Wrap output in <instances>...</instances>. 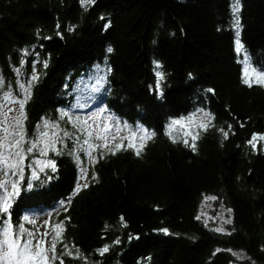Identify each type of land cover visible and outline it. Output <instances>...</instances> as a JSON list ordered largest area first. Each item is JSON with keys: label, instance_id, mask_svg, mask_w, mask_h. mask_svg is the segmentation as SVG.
<instances>
[{"label": "trees", "instance_id": "trees-1", "mask_svg": "<svg viewBox=\"0 0 264 264\" xmlns=\"http://www.w3.org/2000/svg\"><path fill=\"white\" fill-rule=\"evenodd\" d=\"M232 6L233 0H95L85 7L80 0H0L1 73L13 77L24 61V78L33 66L37 76L29 77L27 133L43 120L59 125L58 133L64 127L73 133L70 142L56 144L60 154L48 151L55 170L37 166L38 179H29L35 156H27L9 210L13 225L38 229L39 237L47 231L50 247L52 227L62 223L56 252L64 264H264L258 137L264 136V84L243 83L241 61L245 53L264 72V0H240L239 54ZM100 68L102 87L83 95L80 84ZM100 109L102 116L84 125V114ZM198 110L211 119L194 134L193 151V139L170 134L168 126ZM75 122L87 130L78 131ZM98 124L114 126L107 139L120 131V150L96 139ZM141 129L153 135L136 144L132 133L142 138ZM128 136L143 145L139 156L127 147ZM84 139L108 148L89 149ZM206 194L231 210L228 232L197 219Z\"/></svg>", "mask_w": 264, "mask_h": 264}, {"label": "snow or ice", "instance_id": "snow-or-ice-1", "mask_svg": "<svg viewBox=\"0 0 264 264\" xmlns=\"http://www.w3.org/2000/svg\"><path fill=\"white\" fill-rule=\"evenodd\" d=\"M95 0H80L81 7H85L86 5H90L94 3ZM240 0H233V6H232V15H233V27L235 28V46H236V52L239 54L243 50V45L240 42ZM108 51H111L109 48ZM241 62V61H238ZM244 64V72H243V79L242 82L247 84L249 87L252 86L250 82V78L255 75V82L264 84V72H255L253 69L251 72L249 71V62L247 57L242 61ZM47 67V63L44 65ZM161 66L159 63H156V76L157 80L163 79V74L158 71V69ZM19 72V69L16 70ZM37 79V76L35 73L32 76V81H35ZM3 87V80L0 78V88ZM19 87L23 90L25 99L17 100L15 99L10 92H3L2 95H0V175L3 177H8L9 174L12 176H18V180L16 181H8L7 179L0 180V264H52L53 261L59 260V264H64V260L60 259L56 252L57 243L61 242V236L63 233V224L58 223L52 227V231L55 232V235L52 236L50 243V247H46V238L48 237L49 233L46 231L41 234L40 239H36V234L34 232L28 231L23 224L13 225L11 220V214H10V208H11V201L12 198L15 195L19 194V180H22L24 177V161L27 158L28 155H30L33 150L39 151V154L41 156H47L48 151H57L56 144L63 143V138L58 135L59 125L50 124L47 120L43 123V129L44 131L40 130V126H37V135L34 139L26 140V134L23 127V120L25 119L24 116V105L26 103V100L28 97H30V88H31V82H28L27 87L21 83ZM157 87H159V83H157ZM208 91H211L209 89ZM9 103L19 104V114L10 117L9 113L13 111L12 108H7L5 110V107ZM105 109H100L96 114H94L96 117L102 116ZM68 113L64 112L61 115V119L64 118V116H67ZM205 115H209L205 113ZM187 119L189 122L193 120L192 116H189L187 118H181L177 120H172L170 125L168 126L169 132L171 131V128L173 125H182L184 120ZM211 117H209L210 122ZM71 122V121H70ZM118 123V122H117ZM84 125H87V121L84 122ZM202 128H206L207 124L201 123L199 125ZM73 127L76 128L80 132H84L87 129L80 125L79 122L73 123ZM98 131L96 132V139L97 140H104L107 141V133L109 131V126L107 124L96 125L95 126ZM103 127V135L101 134V129ZM127 127V125H125ZM49 129H52L51 134L49 133ZM141 131L144 132V136L142 139H151L152 133L147 132L146 130L141 129ZM92 132L88 131L87 135L88 137L92 136ZM168 134V133H166ZM187 135V133H186ZM225 138H227L228 133H224ZM72 133L65 131L63 132V137H71ZM132 136L135 137L136 133L133 132ZM197 136H193V143L191 145L193 151H195V140L197 139ZM115 139V137H113ZM257 137L254 135L252 140L249 141L250 144H252L253 147H255V144L253 141H255ZM260 139H264V137H260ZM77 142L79 141V137H76ZM177 142L175 139H173V143ZM27 143L28 147L25 149L24 145ZM84 144L88 145L89 149H95L97 147L102 148H108L107 142L100 144V145H93L89 142V139H84ZM40 144H43V147H39ZM184 144L187 146L188 141L184 140ZM122 143L115 144V149L120 150L122 148ZM127 147L133 148L135 150V153L137 156L140 155L141 149L143 145L141 144L139 147H137L132 139H129ZM111 151V149H108ZM57 154H60L59 151H57ZM74 154V153H70ZM89 156L91 155L90 152L88 153ZM113 155H115V152H112ZM78 159V157H77ZM94 159V158H93ZM39 166V170L41 172L44 171L45 167H52L53 170H55V164L52 160H40L36 159L33 160L32 164L28 165V167ZM82 176L81 178H86V169H82ZM31 180L38 179L37 172L35 170L31 173ZM92 179L95 180L96 176L93 174ZM11 186V192L7 191V188ZM31 186V183L29 182V187ZM87 183L84 185H77L75 192H79L81 187H87ZM206 200H215L216 197L214 196H208L205 197ZM229 211H231L229 209ZM197 219H200L198 216ZM25 221H29V217H24ZM121 220H123V217H121ZM31 223H35V221H30ZM47 223V221L45 222ZM225 223H230V221H225ZM107 227V226H106ZM215 231H223V229H214ZM38 231V229H37ZM165 233H167V229L163 230ZM35 240V243L33 241ZM65 249L67 248V245L64 246ZM108 248L105 246L102 249H99L100 254L107 252ZM49 252H51V256H49ZM63 255L65 256H71L72 253L70 251H64ZM79 257V250L77 249V257Z\"/></svg>", "mask_w": 264, "mask_h": 264}, {"label": "rangeland", "instance_id": "rangeland-1", "mask_svg": "<svg viewBox=\"0 0 264 264\" xmlns=\"http://www.w3.org/2000/svg\"><path fill=\"white\" fill-rule=\"evenodd\" d=\"M245 57H247L245 55V53L242 54L241 61H243L245 59ZM247 59H248V57H247ZM248 62H249V71L251 72L254 68L250 64L249 59H248ZM23 67H24V61H22L20 65H18L16 67H13L12 73H13L14 76L11 77V78L4 77L3 73H1V70H0V78H2V80H3V87L0 88V95H2L3 92H10L12 94V96L15 99H17V100L25 99L23 90L19 87V85L21 83H23L27 87L28 82H30L29 77L30 76L32 77L35 72H33V70H34V66H33L32 67L33 69L31 68V70H30L29 77L26 76L24 78L25 75H24V68ZM17 69H19V72L16 71ZM242 69H243V72H244V64L243 63H242ZM254 70H255V72L259 73V71H256V69H254ZM104 78H105V72L103 71L102 68H100V70L95 71L91 76H89L88 78H85L82 81V83L80 84V92H82L83 95H86L87 92H97V91H99L100 88L103 85ZM251 81H255V75H253L250 78V82ZM0 102H2V101H0ZM7 108H12L13 109V111L9 113L10 117H14V116L19 114V104L9 103V104L6 105L5 110H7ZM205 113H207V112L198 110V111H196L194 113H189L186 116L181 117V118H187L189 116H192L193 120L191 122H189L187 119H185L182 125H173L172 128H171V131L169 133L172 134V135H176V136L179 135L183 139H192V137L194 136L195 133L197 134L199 131L205 129V128H202V127L199 126L201 123H205L208 126L210 115L206 116ZM94 114H96V113L95 112L94 113H85L84 117H82V118H84V122L87 121V125L88 126H90V124L92 122L95 123L96 116ZM24 116H25V109H24ZM25 118H26V116H25ZM181 118H178V119H181ZM44 121L45 120H43L42 123H38V125H37V126H40V130L41 131H44V129H43ZM48 122L50 124H54V123H52L50 121H48ZM55 125H56V123H55ZM37 126H36V128L35 127L34 128L31 127L32 131H31V133L28 134L27 133L28 132L27 122L25 121V119L23 120V127H24V131H25V134H26V137H25L26 140L35 138V136L37 135ZM113 129H114V126H111V128L109 127V132L112 131ZM48 131L51 134L52 129H49ZM65 131H68V132L72 133V131H71V129L69 127L68 128H65V127L61 128V132L58 133V135L63 138V144L66 143L67 141L70 142L72 140V136H73V133H72L71 137H63V132H65ZM186 133H187V135H186ZM120 135H121L120 131H113V135L111 136V138H108L107 141L108 142H112L113 145L118 144L119 142L122 141V136H120ZM139 136H141V135L138 134V135L135 136V137H138L137 140L135 141L136 144H139L141 142V140H142V138L139 137ZM113 137H115V139H113ZM258 137L260 139V137H264V136L258 135ZM128 138L131 139V136H128ZM260 141L262 143H264V139H260ZM253 143L257 144L258 141L255 140V141H253ZM39 147H43V144H40ZM32 154L35 157H33L32 160H28L29 164H32L33 160H36V159L47 160V159H45V156H41V155L38 156V158H37L36 157L38 155V151L37 150H33ZM26 159L24 161V166L27 163ZM38 167L33 165V167L31 168L30 174L32 173L33 170H35L37 172L38 171ZM46 168H48V167H45V169ZM24 171H26V170H24ZM25 174H26V172H24V176H25ZM30 178H31V175H30L29 179ZM3 179H7L8 181L11 182V181L18 180L19 178H18V176H12L11 174H9L8 177H3L2 175H0V180H3ZM21 181H23V179L19 180V184H20ZM30 181H31V179H30ZM0 191H3V190H0ZM7 191L11 192L10 183H9L8 188H7ZM208 196H214V195L206 194V195H204L202 197L200 205H199L198 216L200 217L202 222L205 225H207L208 227H210L211 229L214 230V229L220 228V229H223V231H218V232H228L229 226H230L231 221H232V213H231V211H229V208L227 206L223 205L222 203H220L217 199H215V200H206L205 197H208ZM11 202H13V198H12ZM32 220H36V219H30V217H29V221L28 222H30ZM225 221H230V223H225ZM49 224L50 223L47 222L46 226L48 227ZM48 228L50 230V226ZM32 232H34L36 234L38 231L37 232L36 231H32ZM40 238L41 237L36 235V239H40ZM33 243H35V240L33 241Z\"/></svg>", "mask_w": 264, "mask_h": 264}]
</instances>
